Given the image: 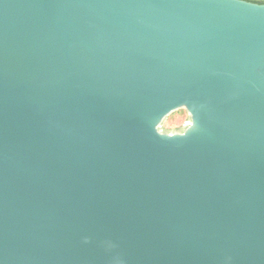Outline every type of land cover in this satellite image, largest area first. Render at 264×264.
Here are the masks:
<instances>
[{"label":"water","instance_id":"1","mask_svg":"<svg viewBox=\"0 0 264 264\" xmlns=\"http://www.w3.org/2000/svg\"><path fill=\"white\" fill-rule=\"evenodd\" d=\"M52 2L0 0V264H264V7L117 50Z\"/></svg>","mask_w":264,"mask_h":264},{"label":"clouds","instance_id":"2","mask_svg":"<svg viewBox=\"0 0 264 264\" xmlns=\"http://www.w3.org/2000/svg\"><path fill=\"white\" fill-rule=\"evenodd\" d=\"M242 3L264 7V0H54L41 5L43 42L131 50L153 25L224 22Z\"/></svg>","mask_w":264,"mask_h":264},{"label":"rangeland","instance_id":"3","mask_svg":"<svg viewBox=\"0 0 264 264\" xmlns=\"http://www.w3.org/2000/svg\"><path fill=\"white\" fill-rule=\"evenodd\" d=\"M186 120H187V113L180 112L179 114H174L163 123V129L164 128L174 129L178 126H182Z\"/></svg>","mask_w":264,"mask_h":264},{"label":"trees","instance_id":"4","mask_svg":"<svg viewBox=\"0 0 264 264\" xmlns=\"http://www.w3.org/2000/svg\"><path fill=\"white\" fill-rule=\"evenodd\" d=\"M180 112H185V110L180 109V110H178V111H175V112L171 113L170 115H168V117H167L166 120H168V118H170V117L173 116L174 114H179ZM185 113H186V112H185ZM187 118H188V117H187ZM180 129H181V126H178V127L174 128V129L164 128V130H180Z\"/></svg>","mask_w":264,"mask_h":264}]
</instances>
